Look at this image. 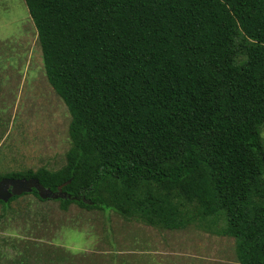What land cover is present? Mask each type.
<instances>
[{"label":"trees","instance_id":"1","mask_svg":"<svg viewBox=\"0 0 264 264\" xmlns=\"http://www.w3.org/2000/svg\"><path fill=\"white\" fill-rule=\"evenodd\" d=\"M24 2L68 147L59 166L0 173L61 187L0 200V245L27 264L81 263L63 247L31 251L30 229L45 236L72 212L67 226L117 224L100 243L134 224L152 242L190 227L264 264V0ZM19 221L30 229L12 241Z\"/></svg>","mask_w":264,"mask_h":264},{"label":"rangeland","instance_id":"2","mask_svg":"<svg viewBox=\"0 0 264 264\" xmlns=\"http://www.w3.org/2000/svg\"><path fill=\"white\" fill-rule=\"evenodd\" d=\"M40 55L24 0H0V173L20 172L26 167L35 169L47 160L49 163L58 160L59 166L68 147L67 108L49 85ZM261 136L264 141V127ZM72 217V212L55 214L45 223L56 228L49 233L46 230L45 236L40 229H30L19 221L11 226L17 230L9 231L10 240L23 239L25 228L30 229L32 252L46 256L42 252L47 247H63V252L76 255V262L82 260L77 264H239L233 253V241L209 232L188 227L166 231L165 240L157 236L152 242L155 232L134 224L126 225L121 232L116 228L110 244H104L97 237L99 228L91 222L82 223L79 218L82 228L65 225ZM114 225L117 224L101 231L103 237L111 235L110 228ZM1 245L0 264H27L16 259V251ZM34 264L45 263L34 261Z\"/></svg>","mask_w":264,"mask_h":264},{"label":"water","instance_id":"3","mask_svg":"<svg viewBox=\"0 0 264 264\" xmlns=\"http://www.w3.org/2000/svg\"><path fill=\"white\" fill-rule=\"evenodd\" d=\"M32 190H36L43 198H57L58 196H61V187H58L56 193H52L49 189H44L35 179L0 180V200L4 202L8 201L12 195L19 196L22 193L30 192Z\"/></svg>","mask_w":264,"mask_h":264}]
</instances>
